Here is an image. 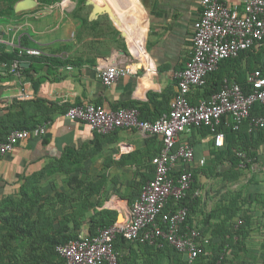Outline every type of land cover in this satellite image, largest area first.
Returning <instances> with one entry per match:
<instances>
[{
  "label": "crops",
  "instance_id": "0c3cea01",
  "mask_svg": "<svg viewBox=\"0 0 264 264\" xmlns=\"http://www.w3.org/2000/svg\"><path fill=\"white\" fill-rule=\"evenodd\" d=\"M22 1L0 0V138L20 127L47 124V132L0 159V258L1 264H58L46 256L52 241L88 235L99 222L129 220L130 205L153 178L152 159L162 148L158 137L136 130L100 136L86 123L67 119V109L73 104H96L107 110L142 106L149 103L150 93L159 95V101L164 95L171 101L177 92L175 75L193 50L201 8L199 0H103L109 10L118 11L115 15L125 31L121 30L128 34L124 40L115 33L120 28L114 21L112 25L106 21L107 13L78 11L80 5L90 7L89 0H32L35 6L19 10ZM27 49L42 51L53 67L29 76L24 69L36 56L24 54ZM17 52L26 60L14 70L16 61L8 64L3 58ZM255 52L240 66L226 65L225 72L232 69L230 74L241 79L238 70L248 76L258 62L256 68L264 70V46ZM114 65L129 66L134 73L105 86L100 70ZM155 113L150 105L146 115ZM228 128L225 122L223 130ZM244 130L243 126L242 138ZM253 138V173L246 174L248 184L230 194L224 187L215 188L238 170L227 160L214 167L217 153L220 157L229 147L227 134L222 149L215 147L206 129H193L181 138L195 152L192 167L197 179L190 190L188 222L212 242L210 255L227 240L238 243L242 252L247 241L264 242V141L258 134ZM233 200L237 204L232 210ZM26 209L27 226L13 238L2 227L4 220L21 219ZM225 209L235 214L231 220H226ZM239 220L244 222L241 227ZM132 247L123 257H146L148 252Z\"/></svg>",
  "mask_w": 264,
  "mask_h": 264
},
{
  "label": "built area",
  "instance_id": "2783aa9c",
  "mask_svg": "<svg viewBox=\"0 0 264 264\" xmlns=\"http://www.w3.org/2000/svg\"><path fill=\"white\" fill-rule=\"evenodd\" d=\"M199 3L201 12L194 24L193 50L184 68L175 75L177 92L169 112L155 120H143L136 107L107 110L96 104H73L67 109V119L86 123L100 136L119 129L136 130L158 137L162 148L152 159L153 178L143 185L130 205L129 220L98 228L94 234L58 245L56 252L66 264H117L119 253L115 250V242L120 235L129 242L155 247L168 244L182 253L188 264H199L202 257L209 255L210 240L189 224V209L182 204L195 182L192 167L195 152L188 143H181V138L193 129L209 128L215 147L222 149L226 134L219 128L223 122L239 130L242 124L250 121L252 131H264V114L252 116L255 104L264 106V74L255 70L248 75L250 92L238 82L226 81L219 92L209 99H201L198 104H192L190 95L196 88L206 86L208 77L223 61L238 58L243 52L261 46L264 0H242L237 6H230L224 0H199ZM23 53L43 55L38 49H27ZM19 67L16 61L14 70ZM133 73L129 66L114 65L102 68L100 77L109 87ZM23 97L31 98L28 94ZM46 128L47 124L14 130L5 141H0V159L22 142L45 136ZM239 156L246 158L242 153ZM241 224L243 221L239 220L238 225ZM215 264L223 262L219 260Z\"/></svg>",
  "mask_w": 264,
  "mask_h": 264
},
{
  "label": "trees",
  "instance_id": "16d2710c",
  "mask_svg": "<svg viewBox=\"0 0 264 264\" xmlns=\"http://www.w3.org/2000/svg\"><path fill=\"white\" fill-rule=\"evenodd\" d=\"M84 1L85 0H82V2H84ZM102 2L104 3L103 0H102ZM53 3H55V2H53ZM263 46H264V41L262 42L261 46H259L257 48H253L252 50H249L247 52H243L238 58L223 61L220 64L218 70L216 72L212 73L208 77L207 84L205 87L196 88L195 90H193V92L190 95L192 104H194V105L198 104V102L201 99H209L213 94L219 92L223 88L226 80L229 82H238L239 84L242 85V87L245 90L250 92L251 89H250V86L248 85V82H247L248 76H243L245 74L242 73L241 68L238 71L240 72V74H242V76H240L241 79H238L239 76H235L233 74L232 75L230 74L232 69L226 70V72H225V66L230 65V66L234 67L235 64H238L240 66L242 64L241 60L245 56H250V55L254 56L255 55L254 53H256L255 51H257V49H259ZM3 60L8 64H12L13 62L18 61L21 65V63H23L24 60H26V59L24 56H22L20 54V52H17V53L11 54L9 56H5L3 58ZM30 63H31L30 68H28V69L23 68L24 72H26L29 76H33L34 74H36V75L42 74V73H44V69L46 66L48 68H52L53 67L52 65H54V62H51L49 59H47L44 56H41V57L36 56V58H34L30 61ZM260 65H261V63L258 62V66H260ZM258 66H255L254 71L255 70H261L263 72L264 71L263 67H259L260 69H257L256 67H258ZM263 74H264V72H263ZM158 98H159V95L154 94V93H150L148 96L149 103L144 104L142 106H129V107L130 108H132V107L138 108L141 112V119H143V120H155V119L159 118L161 115H163L164 113L169 112L170 103L174 97L171 99V101H170V99H166L165 95L163 96L162 101H159ZM150 105L154 106V108L156 110V113L152 117H149L148 115H146V112L149 111ZM263 114H264V106H262L259 103L255 104V106L252 110V116L256 117V116H261ZM224 125H225V122H223L219 128L221 131H224L223 130ZM243 126L245 127L244 131H246V136L244 134V136H245L244 138H242V136H241L243 134L242 133L243 132ZM34 127H36V126L13 128L8 132V134L4 138H0V141H5L8 138V136L14 130L32 129ZM202 129H206V130L210 131L209 128H202ZM225 133L227 134V140L230 141V142H228L229 147L225 152L222 153L223 155H221L220 157H219L220 154L217 153L216 160L214 161V167L217 166L218 164H222L224 161L227 160V161H230L232 168H234V169L239 168L240 165L242 164V162L247 163V161H248L247 159L251 160L256 155L255 152H253V148L256 147V144H254V142L252 141V139H254L253 137L255 136V134H258L261 141H264V131H258V132L252 131L251 126H250V121H247L244 124H242L239 130H233L232 128L229 127L227 132H225ZM241 153L246 155L245 159L242 158L241 156H239V154H241ZM194 177L196 180L197 179L196 173H194ZM190 194H191V191L189 192L187 198L185 200H183V202H182V204L184 206H186L189 209V211H191V203H190V196L191 195ZM235 204H237V201L233 200L232 201V210H233V206ZM229 211H230V209H225L223 211L227 215L226 220H231L235 215L234 213L233 214L229 213ZM21 212H22L21 219L18 218L17 216L7 218L4 220L5 226H2L4 228H7L9 232H12L13 238H16V237L18 238L20 231H21L20 228H22V227L26 228V226H27L26 221H23V220H25V218L28 217L29 210L26 209V210H23ZM109 214L113 215L112 213H109ZM113 225H114L113 221L99 222L90 234H94L98 228H108V227H111ZM241 225H238V226L241 227ZM234 233H235V235H233V238H235V236L238 234V233L236 234V232H234ZM75 239H77V238H75ZM71 240H73V239L63 240V241H52L50 244L49 250H47V252H46V256L49 257L50 260H54V261L58 260L59 261L58 264H66V261L63 258H61L58 255V253L56 252V247L58 245L66 244ZM227 243H228L227 241H223L221 244V247L215 246V249L213 250V254L210 255V252H209V255L207 257H202L201 262L199 264H206V263L215 264L219 260H222L223 264H226L227 258H226L225 250H226V244ZM134 244L139 246V248L141 250H145L148 252L150 251L151 253L152 252H156V253L159 252V253H161V256H163V257H166V256L169 257V253L175 252L176 258H178V257L180 259L185 258V256L182 253H180L176 248H174L168 244H165L163 247H155V246H151L148 244L129 242L121 235L117 237V240L115 242V250L118 253H120L121 255H123L124 251H129V250L133 251L132 245H134ZM211 244H212V242H211ZM211 244H210V246H211ZM208 251H209V248H208ZM125 259L129 262H132V259L130 257H126ZM1 260H4V258H0V264H1ZM183 261H184V264H188L186 258Z\"/></svg>",
  "mask_w": 264,
  "mask_h": 264
},
{
  "label": "rangeland",
  "instance_id": "374dc122",
  "mask_svg": "<svg viewBox=\"0 0 264 264\" xmlns=\"http://www.w3.org/2000/svg\"><path fill=\"white\" fill-rule=\"evenodd\" d=\"M88 1V0H87ZM86 2V0H85ZM95 3V9L97 12H104L109 13L106 16V21L109 25H112V22L115 23L120 28V31H116L115 33H121L123 35V39H126V36L128 35L123 28L120 27V19L117 18L115 14H118V11H112L109 10L105 4L102 2V0H94ZM86 9L87 13L94 9L93 5H90V7L86 8L85 6H79L78 11ZM100 15V14H99ZM111 16V17H110ZM98 18V17H96ZM112 18L113 20L109 19ZM106 25V24H105ZM123 31H122V30ZM125 33V34H124ZM126 35V36H125ZM247 163L243 162L242 166L238 168L237 172L235 174H232L231 177H225L222 178L220 183L215 184V188H222L224 187L227 194L234 193L238 191L239 189L243 188L246 183V174H252L253 173V164H251V160L247 159ZM250 164V166L248 165ZM248 165V166H247ZM224 197H222L223 199ZM228 198V196H227ZM227 251H226V264H264V242L261 241H247L245 251H241L238 249L239 244L234 243L231 240H227ZM148 251H145V254ZM210 252V251H209ZM261 253V254H260ZM185 259V258H184ZM183 258L180 259L179 257L176 258L175 252L169 253V257H163L161 256V253L159 252H148L146 257L143 259H133L132 262H129L119 253L118 256V262L117 264H184Z\"/></svg>",
  "mask_w": 264,
  "mask_h": 264
},
{
  "label": "water",
  "instance_id": "95a60500",
  "mask_svg": "<svg viewBox=\"0 0 264 264\" xmlns=\"http://www.w3.org/2000/svg\"><path fill=\"white\" fill-rule=\"evenodd\" d=\"M87 4L88 5H93L94 6V10H93V12H92V15L93 16H97V15H99V14H102V13H104V12H97V10L95 9V3H94V0H89L88 2H87ZM33 6H35V2L34 1H32V0H24V1H22V2H20L19 4H18V9L19 10H28V9H30V8H32ZM107 14H109V13H107Z\"/></svg>",
  "mask_w": 264,
  "mask_h": 264
}]
</instances>
